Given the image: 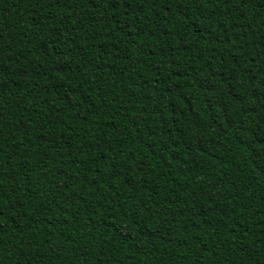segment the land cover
Wrapping results in <instances>:
<instances>
[{"label":"trees","instance_id":"1","mask_svg":"<svg viewBox=\"0 0 264 264\" xmlns=\"http://www.w3.org/2000/svg\"><path fill=\"white\" fill-rule=\"evenodd\" d=\"M0 264H264V0H0Z\"/></svg>","mask_w":264,"mask_h":264}]
</instances>
